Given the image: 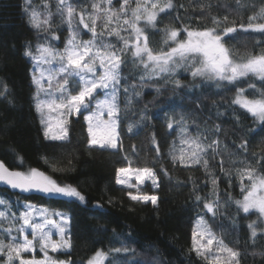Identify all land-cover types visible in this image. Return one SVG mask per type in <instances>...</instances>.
I'll return each mask as SVG.
<instances>
[{
	"label": "trees",
	"instance_id": "trees-1",
	"mask_svg": "<svg viewBox=\"0 0 264 264\" xmlns=\"http://www.w3.org/2000/svg\"><path fill=\"white\" fill-rule=\"evenodd\" d=\"M87 8L92 0H74ZM114 4L116 0H113ZM174 9L161 14L156 29L148 28L150 45L163 47L164 30L185 26L211 28L212 19L247 24L248 17L264 8V0H173ZM23 0H0V88L7 85V98L0 97V161L12 169L37 168L61 185H71L80 191L85 202L62 197L50 201L40 197H27L26 202L66 212L72 217L70 252L55 254L71 264H86L98 249L105 251L113 247L127 246L128 253H120L115 264H204L191 248V230L198 216L204 215L202 203L198 206L196 195L201 198H215L212 185L206 183L202 168H185L173 165L169 150L179 138L175 129L169 130L162 115L164 109L177 117L187 118L189 132H206L219 126L220 131L213 138L220 140L221 155L213 162L219 177V214L207 218L218 236L240 252V264H264V225L257 221L259 233L255 241L251 238L248 224L253 215L238 212L234 203L242 198L236 167L246 157L257 171L264 173V124H260L243 109L232 104L236 88L243 87L245 94L258 95L264 90V83L255 77L244 79L237 85L217 87L193 79L190 73L181 70L175 77L148 81L139 86V72L142 69L129 64L123 71L126 82L137 86L141 95L123 115L120 126L122 148L99 149L88 146L87 125L82 117L73 118L68 125V137L64 141L45 139L40 117L34 108V88L31 83L32 62L24 56L27 44L33 47L38 34L26 23L22 12ZM61 39L53 41L62 48L68 36L67 25L58 29ZM84 39L89 35L81 33ZM226 38V47L236 61L246 60L250 55L264 51V36L239 30ZM174 79H180L182 87H175ZM254 84L255 88H249ZM159 89V94H157ZM122 99V98H121ZM163 105V107H161ZM123 108V102H121ZM141 115L145 119L141 120ZM133 124V131H128ZM153 134L160 148L159 157L152 144ZM247 142V152L239 145ZM135 147V151L133 150ZM127 155L139 166H154L159 174L160 187H145L149 194L159 197L158 206L136 203L129 199L127 189L116 184V170L126 166L123 157ZM18 157L23 158V164ZM224 161L231 176L219 169ZM164 169L167 175L164 174ZM247 183V181H245ZM17 194L0 189V198L15 203ZM17 208L20 205H16Z\"/></svg>",
	"mask_w": 264,
	"mask_h": 264
},
{
	"label": "snow or ice",
	"instance_id": "snow-or-ice-1",
	"mask_svg": "<svg viewBox=\"0 0 264 264\" xmlns=\"http://www.w3.org/2000/svg\"><path fill=\"white\" fill-rule=\"evenodd\" d=\"M174 7L173 0H116L115 4L113 0H92L87 8L74 0H23L21 10L26 23L38 34L37 44L35 47L27 44L24 56L32 62L34 108L40 117L45 139L66 140L72 118L75 116L78 122L82 117L87 125L90 148L119 151L123 143L119 131L123 115L133 98L141 95L137 86L127 83L123 76L129 64L142 69L139 72L141 88L151 80L174 78L181 70L190 73L194 80L215 82L217 87L237 85L249 77L264 83V51L236 61L226 47V38L234 39L231 34L238 29L264 36V8L249 16L247 24L228 26L224 23L228 17L224 16L223 21L213 18L214 27L211 28L165 29L164 46L152 47L147 29H156L161 14H169ZM64 24L68 36L60 48L53 41L61 39L58 29ZM82 32L90 34L89 38L84 39ZM259 46L264 47V44ZM174 84L177 88L183 86L180 79H174ZM249 88H255V85L249 84ZM245 91L243 87H237L232 104L264 124V90L251 97ZM8 93L4 84L0 88V97L7 98ZM162 115L167 128L175 129L179 138V146L174 141L169 150L173 165L202 168L215 197L195 196L198 206L202 203L205 214L193 223L190 251L204 264H240V252L213 231L207 218L210 214L214 219L220 209L216 192L219 177L215 172L217 165L213 163L221 155L220 140L213 138L220 131L219 126L215 133L197 130L193 135L189 132L186 116L177 117L166 108ZM145 118L141 115V120ZM53 121L58 129L56 132ZM127 127L129 132L133 131V124ZM151 142L159 157L160 148L154 134ZM239 149L246 153L247 142L241 143ZM18 159L23 164V158ZM123 159L126 166L116 170V184L127 189L130 200L158 206V195L144 190L146 182H150L153 189L160 187L154 166H149L151 162L139 166L138 161L134 163L127 155ZM219 169L231 176L222 159ZM161 171L168 174L164 169ZM236 171L242 195L234 201L238 212L246 216L256 213L258 219L264 221V173L253 168L246 157L238 162ZM0 184L13 193L36 192L85 202L84 195L75 187L61 185L37 168L18 170L0 162ZM27 200V197L21 200L18 196L13 203L8 198H0V264H71L70 260H61L55 254L70 252L72 248V217ZM248 228L255 241L256 222L249 223ZM37 251L42 253V258H37ZM129 251L134 252L123 244L107 251L98 249L86 264H115L120 253Z\"/></svg>",
	"mask_w": 264,
	"mask_h": 264
},
{
	"label": "water",
	"instance_id": "water-1",
	"mask_svg": "<svg viewBox=\"0 0 264 264\" xmlns=\"http://www.w3.org/2000/svg\"><path fill=\"white\" fill-rule=\"evenodd\" d=\"M0 189H4V190H7V191L13 193V190L7 188L5 185H2V184H0ZM13 194H17V195H20L22 197H40V198L47 199L50 201H55V202L61 198V196H58V195L57 196H47V195H43L41 193H36V192H33V193H13Z\"/></svg>",
	"mask_w": 264,
	"mask_h": 264
},
{
	"label": "rangeland",
	"instance_id": "rangeland-1",
	"mask_svg": "<svg viewBox=\"0 0 264 264\" xmlns=\"http://www.w3.org/2000/svg\"><path fill=\"white\" fill-rule=\"evenodd\" d=\"M206 83H208V82H210V83H215V82H211V81H205ZM216 84V83H215ZM53 115H55V114H53ZM73 118H76L75 116L73 117ZM72 118V119H73ZM260 123V122H259ZM261 124V123H260ZM53 131L54 132H56V131H58V129L55 127V121H53ZM48 140H50V139H48ZM53 141V140H52ZM135 181H133V183H134ZM147 185H150L151 186V184H150V182H146L145 183V185H144V189H145V187L147 186ZM121 186V185H120ZM152 188V187H151ZM153 189V188H152ZM156 190V189H155ZM38 206V205H37ZM46 207V206H45ZM244 214V213H243ZM245 215V214H244ZM250 216L251 215H253V216H255L256 218H254V220L253 221H255L256 222V226H257V221H258V214H256V213H251V214H249ZM263 222V225H264V221H262ZM250 223H252V222H250ZM259 233V230H257V234ZM36 256H37V258L38 259H40V258H42V253H39V251H37V253H36Z\"/></svg>",
	"mask_w": 264,
	"mask_h": 264
}]
</instances>
